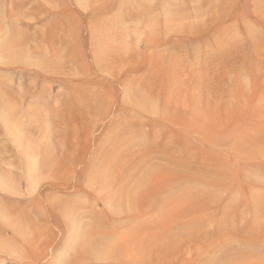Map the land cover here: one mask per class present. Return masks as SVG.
<instances>
[{
    "label": "rangeland",
    "instance_id": "obj_1",
    "mask_svg": "<svg viewBox=\"0 0 264 264\" xmlns=\"http://www.w3.org/2000/svg\"><path fill=\"white\" fill-rule=\"evenodd\" d=\"M259 5L0 0V264H264Z\"/></svg>",
    "mask_w": 264,
    "mask_h": 264
},
{
    "label": "bare ground",
    "instance_id": "obj_2",
    "mask_svg": "<svg viewBox=\"0 0 264 264\" xmlns=\"http://www.w3.org/2000/svg\"><path fill=\"white\" fill-rule=\"evenodd\" d=\"M258 8H259V13L260 14H262V16H264V8L262 7V6H258ZM262 8V9H261ZM113 63V62H112ZM111 69H112V67H111ZM138 102V101H137ZM262 112L264 113V109L262 110ZM259 128L260 129H263L264 128V122L263 123H261L260 125H259ZM258 141H260V142H262L261 144H264V136L260 139V140H258ZM247 151V150H246ZM245 153V152H244ZM243 153V154H244ZM264 153V152H263ZM262 154V153H261ZM245 156V155H244ZM246 158V157H245ZM243 169V168H242ZM244 170H245V168H244ZM263 171V170H262ZM137 182H139V180L137 181ZM136 182V183H137ZM248 184V183H247ZM248 186V185H247ZM246 186V187H247ZM136 188H138V187H136ZM166 188V187H165ZM170 188V187H169ZM168 188V189H169ZM249 189H251V188H249ZM137 190V189H136ZM135 190V188H129L128 190H127V197L129 196V198L130 197H133L134 196V193L135 192H137ZM170 190V189H169ZM261 190H263V189H261ZM171 191V190H170ZM249 191V190H248ZM124 194V193H123ZM125 194H126V192H125ZM127 199V198H126ZM122 200V199H121ZM128 200V199H127ZM162 200V199H161ZM161 200H157V201H150V206H151V208L152 207H158V206H162V205H164V203H165V205H166V202H163V201H161ZM128 202V201H127ZM126 202V204H128ZM263 202H264V192H260L258 195H256V196H254V198L253 199H251V203L250 204H252V206H253V210L254 211H258V209H262V207H264V205H263ZM130 203H131V198H130ZM134 203V202H133ZM247 203V202H246ZM126 206H129V205H126ZM130 208V207H129ZM160 208L161 207H159V209L158 210H160ZM133 209V208H132ZM255 214V213H254ZM141 215V214H140ZM137 216H139V215H137ZM135 219V218H134ZM131 220V219H130ZM138 220V219H137ZM135 221V220H134ZM261 221H262V219H261ZM129 222H131V221H129ZM136 223H138L137 221H136ZM149 237V236H148ZM95 246V245H94ZM88 248H93V245L91 244V243H83V249H88ZM107 248V247H106ZM114 250V249H113ZM110 253H111V250H110ZM78 254V253H77ZM102 254H103V252H102ZM113 254V253H112ZM119 255H120V253H119ZM107 256V255H106ZM111 256V255H110ZM115 256V255H114ZM113 256V257H114ZM79 257H80V255H79ZM128 257V256H127Z\"/></svg>",
    "mask_w": 264,
    "mask_h": 264
}]
</instances>
